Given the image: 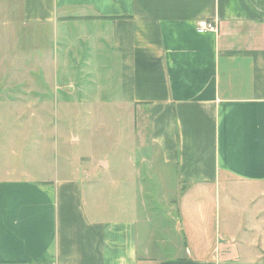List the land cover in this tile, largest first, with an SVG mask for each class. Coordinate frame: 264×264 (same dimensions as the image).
<instances>
[{
    "label": "crops",
    "instance_id": "obj_1",
    "mask_svg": "<svg viewBox=\"0 0 264 264\" xmlns=\"http://www.w3.org/2000/svg\"><path fill=\"white\" fill-rule=\"evenodd\" d=\"M0 20V264H257L259 241L206 237V196L233 183L235 230L246 205L264 223V0H0ZM89 92L147 129L162 207L98 189L106 159L52 170L51 101Z\"/></svg>",
    "mask_w": 264,
    "mask_h": 264
},
{
    "label": "rangeland",
    "instance_id": "obj_2",
    "mask_svg": "<svg viewBox=\"0 0 264 264\" xmlns=\"http://www.w3.org/2000/svg\"><path fill=\"white\" fill-rule=\"evenodd\" d=\"M4 20H0V33L7 34L10 32L9 24L6 22L1 24ZM25 30V29H23ZM22 31V29H21ZM19 37V41H20ZM3 41V39H2ZM26 41V38L23 42ZM48 42V39H44V45ZM4 43V41H3ZM27 44V41H26ZM25 44V45H26ZM54 53V51H52ZM75 98V92L71 91ZM92 94L89 92L88 95L85 94L86 98L83 99H70L65 104H61L56 100L51 101V107L49 109V126L51 138L50 146V156H48L47 161L51 162L52 170H58L65 167L68 176L73 178L76 175L77 167L79 170L86 168V171L90 173L91 170L87 166L93 165L90 160H96L98 158H103L109 161L110 166L106 170L98 169L93 171V176L95 178L89 179L92 182L98 183V189L109 188L108 191H114L115 195L122 191H138L137 203L141 206H153L162 207L163 199L158 197L157 185L158 182L153 179H149L150 174L154 175L151 170L145 168L143 171V163L141 158L148 157L149 153L154 151V148L149 149L147 145L141 146L142 143L147 142L148 135L147 129H144L141 125H138V116L127 115V110L117 108L111 104H106V101H98L90 99ZM88 96V97H87ZM47 112V111H46ZM47 123V121H46ZM74 136H78V141H74ZM112 143L116 146L113 147ZM125 148H124V145ZM87 155L90 159L84 166L80 164L79 156ZM131 157V163H135L136 172L142 174L145 179H140L136 176L133 180H127L122 178L125 174L130 172L128 164H125V157ZM147 167V164L144 165ZM127 171H126V170ZM134 177L133 174H129ZM169 175V173H168ZM98 178V180H97ZM155 178V176H154ZM123 179V187H118L116 190L111 187L113 184L111 181L117 182V180ZM122 180V182H123ZM171 183L170 180H168ZM183 189L182 185H180ZM236 185L233 183H228L226 185L227 197L221 192L219 199H214V195L209 194L206 196V237L211 240L212 244H217V246H222L225 240H237L234 241L238 245L239 241L255 240L259 241L260 248L257 250L259 256L257 264H264V245L262 244V238H264V223L255 222L257 225L255 229H252L253 223L251 220V208L246 205L245 212L249 214L243 217V223L247 230L236 231V221L242 219V216L236 204H239L238 197H240L241 191H235ZM142 189V190H141ZM163 194L172 195L174 190H171L170 185L165 187ZM141 190V191H140ZM145 191V194L142 193ZM220 191H223L222 189ZM133 196L131 195L130 198ZM117 199V198H116ZM264 217L261 214L259 218ZM252 229V230H251ZM245 235L243 237L242 235ZM209 236V237H208ZM206 238V239H207ZM259 239V240H258ZM207 241V240H206ZM239 253L245 252V255L251 250L248 247L237 246ZM249 256V255H248ZM236 260V259H235ZM236 262V261H235ZM232 262V263H235ZM225 264H230L226 262Z\"/></svg>",
    "mask_w": 264,
    "mask_h": 264
},
{
    "label": "built area",
    "instance_id": "obj_3",
    "mask_svg": "<svg viewBox=\"0 0 264 264\" xmlns=\"http://www.w3.org/2000/svg\"><path fill=\"white\" fill-rule=\"evenodd\" d=\"M196 29L198 32H216L217 26L213 21L200 20L197 22Z\"/></svg>",
    "mask_w": 264,
    "mask_h": 264
}]
</instances>
